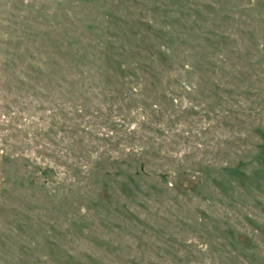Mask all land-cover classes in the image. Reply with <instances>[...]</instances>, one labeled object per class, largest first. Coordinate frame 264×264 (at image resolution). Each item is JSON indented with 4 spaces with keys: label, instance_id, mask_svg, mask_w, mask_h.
Wrapping results in <instances>:
<instances>
[{
    "label": "rangeland",
    "instance_id": "rangeland-1",
    "mask_svg": "<svg viewBox=\"0 0 264 264\" xmlns=\"http://www.w3.org/2000/svg\"><path fill=\"white\" fill-rule=\"evenodd\" d=\"M0 264H264V0H0Z\"/></svg>",
    "mask_w": 264,
    "mask_h": 264
},
{
    "label": "trees",
    "instance_id": "trees-1",
    "mask_svg": "<svg viewBox=\"0 0 264 264\" xmlns=\"http://www.w3.org/2000/svg\"><path fill=\"white\" fill-rule=\"evenodd\" d=\"M35 75H36L38 78L43 76L42 74H39V73H36Z\"/></svg>",
    "mask_w": 264,
    "mask_h": 264
}]
</instances>
